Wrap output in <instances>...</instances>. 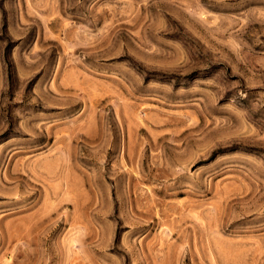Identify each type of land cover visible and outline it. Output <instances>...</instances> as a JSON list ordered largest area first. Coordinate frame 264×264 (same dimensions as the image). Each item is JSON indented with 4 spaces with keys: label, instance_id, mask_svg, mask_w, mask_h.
Wrapping results in <instances>:
<instances>
[{
    "label": "rangeland",
    "instance_id": "1",
    "mask_svg": "<svg viewBox=\"0 0 264 264\" xmlns=\"http://www.w3.org/2000/svg\"><path fill=\"white\" fill-rule=\"evenodd\" d=\"M0 264H264V0H0Z\"/></svg>",
    "mask_w": 264,
    "mask_h": 264
}]
</instances>
